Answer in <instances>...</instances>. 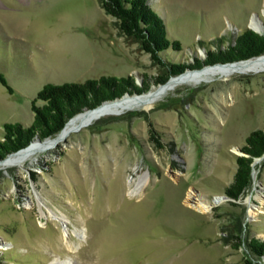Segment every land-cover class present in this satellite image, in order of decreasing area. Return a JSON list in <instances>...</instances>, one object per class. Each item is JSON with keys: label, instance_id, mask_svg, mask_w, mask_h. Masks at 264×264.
Here are the masks:
<instances>
[{"label": "rangeland", "instance_id": "1", "mask_svg": "<svg viewBox=\"0 0 264 264\" xmlns=\"http://www.w3.org/2000/svg\"><path fill=\"white\" fill-rule=\"evenodd\" d=\"M147 1L179 41L159 55L186 63L182 72L247 60L191 66L252 29V15L264 31V0ZM162 69L99 0H0V73L13 88L0 82V140L5 122H32L31 101L46 82L113 75L143 89L95 108L163 84ZM257 128L264 129V69H238L178 84L148 108L101 115L1 167L0 244L9 247L0 248V264H46L54 255L65 264H264L248 244L264 240L263 158L240 198L224 192ZM146 174L132 194L129 181L133 187ZM195 198L209 203L207 212L188 204ZM50 209L64 217L51 218Z\"/></svg>", "mask_w": 264, "mask_h": 264}, {"label": "trees", "instance_id": "2", "mask_svg": "<svg viewBox=\"0 0 264 264\" xmlns=\"http://www.w3.org/2000/svg\"><path fill=\"white\" fill-rule=\"evenodd\" d=\"M99 2L104 11L115 18V23L122 34L139 43L140 48L148 52L163 68V76L157 79V83H165L171 76L182 73L188 66L184 62L170 63L159 55L162 50L169 47L178 48L179 41L168 37L163 18L147 0H99ZM263 53L264 31L259 33L252 29H244L235 37L233 44L211 51L206 60L203 62L197 60L191 66L231 62ZM0 82L9 92H13V88L1 73ZM129 89L143 91L132 78L113 75L88 78L83 82L44 83L31 101L34 113L32 122L28 126H23L20 122L3 124L5 132L3 139L0 140V155L4 156L22 148L35 136L42 139L53 136L73 115L82 112L84 108H93L101 101L120 96ZM240 149L243 154L236 156L235 172L232 180L224 188L225 194L234 200L240 198L251 184L254 158L264 155V129L250 131ZM262 165L264 166V157ZM248 244L253 253L258 256L264 255V240L252 237ZM247 263L250 264V261L247 260Z\"/></svg>", "mask_w": 264, "mask_h": 264}, {"label": "bare ground", "instance_id": "3", "mask_svg": "<svg viewBox=\"0 0 264 264\" xmlns=\"http://www.w3.org/2000/svg\"><path fill=\"white\" fill-rule=\"evenodd\" d=\"M263 16V15H262ZM248 25L255 31H261L263 28L262 21L255 17L251 16ZM264 69V54L253 56L247 60L232 63L229 65H213L205 66L196 70H186L181 74L171 77L163 84L154 86L149 92H143L141 94L134 95H125L122 98H117L115 100H110L102 103L100 106H97L92 109L84 110L76 114L73 118L70 119V122L61 129V131L54 137H48L44 140H39L37 138L33 139L30 144L10 155L4 159H0V168L9 167L21 162H24L26 159L31 158L32 153L35 151H42L47 148H50L59 141L64 140L72 131H74L79 126H84L90 123L94 118H97L104 114H118L124 110L136 108V107H145L148 108L155 100H157L163 92L168 89L175 87L178 84L187 83V84H198L202 81H209L217 74L227 75L234 70H248V69ZM233 150L236 152L237 147H234ZM179 173V172H177ZM147 174L140 176L138 180L134 183L133 187L129 181L130 192L134 194L137 192L140 186L147 182ZM190 206H193L195 209H198L202 212H207L209 209V203L203 199H196L194 203L188 202ZM31 206V204L26 203L24 207ZM42 215H45L44 210L41 208ZM51 218L55 220H60L64 216L62 214H55L51 209L48 211ZM43 223L42 220H40ZM65 234V233H64ZM77 235V234H76ZM9 246L6 243L0 244V248L7 249ZM46 264H65V261L59 259L57 255H54Z\"/></svg>", "mask_w": 264, "mask_h": 264}, {"label": "water", "instance_id": "4", "mask_svg": "<svg viewBox=\"0 0 264 264\" xmlns=\"http://www.w3.org/2000/svg\"><path fill=\"white\" fill-rule=\"evenodd\" d=\"M240 152H241V154H243V152H242L241 149H240ZM241 154H240V155H241ZM263 157H264V155L261 156V157H255L254 160H253V163H252V164H254L255 161H257V160H259V159H261V158H263Z\"/></svg>", "mask_w": 264, "mask_h": 264}]
</instances>
